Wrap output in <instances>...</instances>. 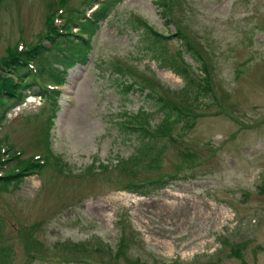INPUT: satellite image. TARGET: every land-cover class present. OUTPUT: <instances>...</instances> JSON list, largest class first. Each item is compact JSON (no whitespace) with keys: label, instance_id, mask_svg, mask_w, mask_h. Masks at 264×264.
<instances>
[{"label":"rangeland","instance_id":"374dc122","mask_svg":"<svg viewBox=\"0 0 264 264\" xmlns=\"http://www.w3.org/2000/svg\"><path fill=\"white\" fill-rule=\"evenodd\" d=\"M48 17L70 34L40 38ZM37 41L0 95V175L48 161L0 177V264H264V0H0V58ZM170 91L196 118L151 135Z\"/></svg>","mask_w":264,"mask_h":264},{"label":"trees","instance_id":"16d2710c","mask_svg":"<svg viewBox=\"0 0 264 264\" xmlns=\"http://www.w3.org/2000/svg\"><path fill=\"white\" fill-rule=\"evenodd\" d=\"M98 12H99V10L97 11V13ZM48 21H49V17H48ZM86 23H87L86 26L88 28L90 25L91 26L93 25V21H90V20H86ZM88 28L83 29L82 32L86 33V34L90 33L87 30ZM55 30H56V27L53 25L52 22L49 21V30L46 33L45 37H47V40H49V42H51V43H52V40L54 39L55 34H57V32ZM68 34H70V33H68ZM78 37L82 40L80 42L83 45H81L80 47L74 48L73 49V55H74V53H76L77 56H80L83 59V56H84L83 53L85 52V50H83V48L87 45L88 42L84 41L86 39H84L82 36L78 35ZM57 44L60 45L59 42H57ZM184 45L187 46V48L192 52V54L195 58H198L200 60L199 65L197 67L198 71L200 72V74H198V77H197L198 79L193 77L189 72L185 73V78L187 80L193 81L195 83V85L197 86V91H196L192 101L200 103L201 100L199 98H200L201 92L204 95H207L210 92V86L208 85V80L211 81L210 80V78H211L210 72L208 70L206 62L204 60H202V57L199 54V52L194 51L188 42H185ZM39 48H46V45L43 44L42 41H37L34 44V46L28 47L26 50H23V51H19L16 49L15 46H13L12 48L8 49V53L5 56L0 58V95L3 92H5L6 95L10 98L15 97L17 100L21 99L20 87L22 86L21 83L23 80L20 79L16 70L20 67L21 68L26 67L29 70L30 68L28 67V63L30 61L35 60V58L37 57ZM8 69H12L13 72L12 73L9 72L6 74V71H8ZM57 74H58V72L55 75H57ZM13 75H15V76H13ZM189 75L191 77H189ZM31 76H32V74H30L29 78H31ZM52 92H55V91H52ZM154 99H155V104L157 106H159L165 113V115H164L165 119L163 121L162 120L159 121V123L156 125V130H157L156 132L158 134L159 133H161V135L169 134L170 126L174 122V120L177 118L183 117L187 120L188 118L193 119L192 117H194V116L189 115V110H190L189 106H188L189 103L186 104V106L183 107V109H182V108L178 107L172 101L168 100L166 97H162V98L154 97ZM132 124H136V123H132ZM151 135H153V134H151ZM18 162L19 161H16V164ZM34 165H36V164L33 163L29 168H27L23 171H19V172L13 173L11 175H7L3 178L8 180L9 178H11L13 176L21 175L25 171L30 170L31 168L35 167ZM149 180H150V177H145L142 179L130 181L128 184L131 185V182L135 183L137 181H144V182L147 181L146 184H141V185L136 186V188H140L142 186H147V185L149 186V184L153 183ZM131 186L134 187L135 185H131ZM138 264H147V263H138Z\"/></svg>","mask_w":264,"mask_h":264},{"label":"bare ground","instance_id":"6f19581e","mask_svg":"<svg viewBox=\"0 0 264 264\" xmlns=\"http://www.w3.org/2000/svg\"><path fill=\"white\" fill-rule=\"evenodd\" d=\"M42 37V35L40 36V38Z\"/></svg>","mask_w":264,"mask_h":264}]
</instances>
